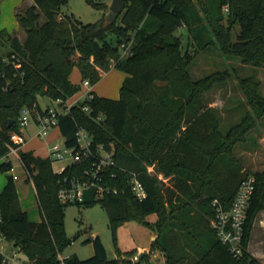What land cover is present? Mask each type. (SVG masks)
<instances>
[{"label": "trees", "instance_id": "obj_1", "mask_svg": "<svg viewBox=\"0 0 264 264\" xmlns=\"http://www.w3.org/2000/svg\"><path fill=\"white\" fill-rule=\"evenodd\" d=\"M68 2L33 0L26 6L17 15L24 40L0 31V156L7 152L9 134L17 130L23 108L40 107L39 97L66 103L81 90V84L71 80L76 67L82 80L92 84L112 67L124 71L119 98L92 91V99L72 105L60 119L59 129L67 146H75L77 126L83 125L97 143L114 149L116 165L105 172V184L118 192L101 199L110 225L116 231L127 221H138L153 237L137 262L131 259L133 250L118 249L117 257L108 258L96 236L94 255L79 259L73 254L65 264H139L149 261L154 251L161 252L167 264H260L247 247L254 220L264 209V172L253 173L256 183L241 258H235L220 240L211 219L213 201L230 209L241 181L251 174L233 149L264 114V95L252 77L239 78L251 108L223 130L204 93L231 72L195 79L190 66L199 51L216 45L227 57L264 67V0H126L116 20L108 22L104 17L97 23L60 15L61 6ZM183 27L188 33L186 43L184 34L177 33ZM111 35L115 41L109 39ZM129 42L132 53L121 57V44ZM13 54L20 59L18 66L6 60ZM85 105L90 106L89 114L83 110ZM23 156L33 174L41 219L28 218L16 181L8 175L0 191V233L20 246L33 264H62L59 254L72 240L64 220L68 203L58 198L61 176L48 156L33 150ZM148 166H155L168 183L150 174ZM83 168L73 165L67 173L78 176ZM8 169L9 165L0 164L2 172ZM130 172L146 189L147 196L141 200L128 181ZM94 192L77 204L96 201ZM152 214L157 216L155 221L149 220ZM0 264H4L1 257Z\"/></svg>", "mask_w": 264, "mask_h": 264}, {"label": "rangeland", "instance_id": "obj_2", "mask_svg": "<svg viewBox=\"0 0 264 264\" xmlns=\"http://www.w3.org/2000/svg\"><path fill=\"white\" fill-rule=\"evenodd\" d=\"M112 1L69 0L66 5L61 6L60 15H69L83 23L101 22L106 17ZM22 2L23 0H0V30L6 29L17 35L23 33L24 30L17 17L18 11L21 10V8L17 10V5ZM94 2L101 3L104 7L98 8ZM177 33L184 34L183 41L186 43L188 40L186 29L179 28ZM109 39L115 41L113 35L109 36ZM227 70L231 72V75L223 81L216 82L204 93L205 103L213 108L214 113L220 118L223 130L240 121L251 108L246 94L240 86L239 78L252 77L256 82H259V94L264 95V67L253 66L243 63L237 58L227 57L216 45L199 51L190 66V73L195 79L215 72H227ZM71 77L75 82L82 83L77 67ZM124 77V71L112 67L102 73L101 79L93 84L94 89L100 96L119 98L120 85ZM83 93L82 87L75 94L74 99L82 98ZM39 104L41 107H46L51 104V100L48 97H39ZM38 131L34 122L26 128L25 134L28 140L23 146L24 150L32 149L36 154L47 156L50 149L56 144L65 148V137L59 128L52 129L48 136L42 138L36 137ZM233 155L241 161L247 172L251 174L264 172V114L256 119L255 126L246 133L245 140L235 144ZM66 163L67 161H54L52 164L54 170L58 171ZM151 168L150 174L156 175L160 181L168 183L169 179L159 173L155 166ZM6 181L7 174L0 170V191ZM16 185L21 206L27 212L28 218L40 220L41 215L35 189L24 178L16 181ZM64 211L66 233L72 240V243L61 253L64 258L75 254L79 259H86L94 255L95 249L91 236L100 237L110 259L118 256V249L123 252L133 250L135 253L132 255H140L143 252L141 249L150 246L152 231L138 221H127L114 231L110 225L106 207L101 200H96L91 204L68 203ZM156 219L155 214L149 216L151 221ZM256 247L263 252L262 258H255L254 251H249L247 247L248 252L260 264H264V244L257 243ZM149 261L144 259L139 264H167L164 255L159 251L152 252Z\"/></svg>", "mask_w": 264, "mask_h": 264}, {"label": "built area", "instance_id": "obj_3", "mask_svg": "<svg viewBox=\"0 0 264 264\" xmlns=\"http://www.w3.org/2000/svg\"><path fill=\"white\" fill-rule=\"evenodd\" d=\"M130 44V42L121 44V57L132 53ZM6 60L14 66H18L20 59L13 54L11 58ZM111 61L114 64V59ZM92 85L89 79L82 80L81 89L82 87L84 89L82 100L93 98ZM82 100L77 98L73 102L68 100L63 103L61 99H57L46 107L34 106L22 109L18 118L17 130L9 134L10 140L6 143L7 152L0 156V164L9 165L7 173L14 181L24 178L36 191L32 171L23 156L25 152L31 151L23 149L28 140L25 130L30 123L34 122L39 129L36 137H46L52 129L59 128L60 119L70 113L72 105L78 104ZM83 110L89 114L90 106H83ZM101 118V115L96 117L97 120H101ZM75 136V146H67L64 142L65 148L63 149L60 144H56L47 155L52 162L67 161L60 170H54L61 176L58 188L59 200L63 203H84L87 194L94 189V200H101L109 193L116 194L118 189H112L105 184V172L116 165L114 149L107 148L102 143H97L94 135L83 125L77 126ZM78 164L84 166L80 174L78 176L75 174L69 175L67 173L68 169ZM151 167L148 166V171L152 169ZM128 174V181L135 196L140 200L145 198L147 196L146 189L136 173L130 172ZM255 183L256 177L254 174L246 176L241 181L228 210L219 200L215 199L213 201L215 215L211 219V227L220 240L228 246L229 251L235 258H241L244 255L245 223L250 200L255 190ZM1 218L0 206V220ZM0 257L4 264H33V261L24 254L21 247L8 240L2 233H0ZM139 257L140 255L135 254L131 259L133 262H137ZM59 259L62 264H65V258L61 254H59Z\"/></svg>", "mask_w": 264, "mask_h": 264}, {"label": "crops", "instance_id": "obj_4", "mask_svg": "<svg viewBox=\"0 0 264 264\" xmlns=\"http://www.w3.org/2000/svg\"><path fill=\"white\" fill-rule=\"evenodd\" d=\"M32 2H33V0H23V2L19 5H17V10H18V8H21V10H19L18 11V13H20V12H22L23 10H24V8L26 7V6H28V5H30V4H32ZM23 4V5H22ZM22 5V6H21ZM18 13H17V15H18ZM19 22V21H18ZM20 24V23H19ZM2 30H6V29H2ZM1 31V30H0ZM10 35H12V36H17V37H19V39L20 40H24V38H25V32L23 31V33L21 34V35H17L16 33H11L10 31H8V30H6ZM79 73H80V71H79ZM103 73V72H102ZM80 76H81V74H80ZM125 77H126V74H125ZM124 77V78H125ZM71 80L73 81V82H75L73 79H72V77H71ZM124 80V79H123ZM123 80H122V82H123ZM81 81H82V78H81ZM75 83H78V82H75ZM121 85H122V83H121ZM121 85H120V87H121ZM91 90L92 91H94V92H96L95 91V89H94V85H92V88H91ZM97 93V92H96ZM98 94V93H97ZM119 94H120V91H119ZM75 96V95H74ZM74 96H72L70 99H69V102H73V100H75L74 99ZM83 98V97H82ZM82 98H81V100H82ZM53 103V100H51V104ZM50 104V105H51ZM49 106V105H48ZM32 150V149H31ZM6 174H7V176L9 175L8 173H7V171L5 172ZM7 182V181H6ZM6 184V183H5ZM257 234H259L258 236H257ZM95 237V236H94ZM152 237H153V233H152ZM152 237H151V239H152ZM150 242H151V240H150ZM257 243H260V244H264V209L263 210H261L258 214H257V216H256V218H255V220H254V223H253V227H252V230H251V234H250V238H249V241H248V249H249V251H254L253 253H254V255H256L255 256V258H262V255H263V252L259 249V248H257L256 246H257ZM149 249V247H147V248H145V249H141V251H145V250H148ZM141 254V253H140Z\"/></svg>", "mask_w": 264, "mask_h": 264}, {"label": "water", "instance_id": "obj_5", "mask_svg": "<svg viewBox=\"0 0 264 264\" xmlns=\"http://www.w3.org/2000/svg\"><path fill=\"white\" fill-rule=\"evenodd\" d=\"M125 2L126 0H113L112 4L106 14V20L108 22H113L114 20H116V18L118 17V15L122 12V10L125 7ZM13 123L12 120H10V125ZM91 240H94L95 237L91 236L90 237Z\"/></svg>", "mask_w": 264, "mask_h": 264}]
</instances>
